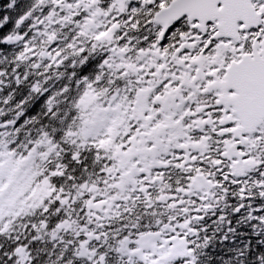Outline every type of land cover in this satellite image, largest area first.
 <instances>
[{"label": "snow or ice", "instance_id": "obj_1", "mask_svg": "<svg viewBox=\"0 0 264 264\" xmlns=\"http://www.w3.org/2000/svg\"><path fill=\"white\" fill-rule=\"evenodd\" d=\"M0 264H264V0H0Z\"/></svg>", "mask_w": 264, "mask_h": 264}]
</instances>
